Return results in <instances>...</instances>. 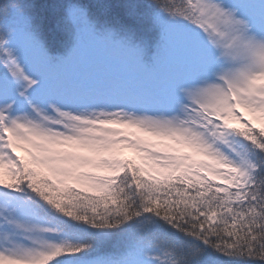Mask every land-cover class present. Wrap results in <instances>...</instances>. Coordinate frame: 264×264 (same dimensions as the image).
<instances>
[{
    "label": "snow or ice",
    "instance_id": "6c2138e0",
    "mask_svg": "<svg viewBox=\"0 0 264 264\" xmlns=\"http://www.w3.org/2000/svg\"><path fill=\"white\" fill-rule=\"evenodd\" d=\"M148 8L150 63L71 0L55 57L21 0L5 8L0 264H264V0ZM85 38L172 71L123 95L54 82Z\"/></svg>",
    "mask_w": 264,
    "mask_h": 264
},
{
    "label": "trees",
    "instance_id": "16d2710c",
    "mask_svg": "<svg viewBox=\"0 0 264 264\" xmlns=\"http://www.w3.org/2000/svg\"><path fill=\"white\" fill-rule=\"evenodd\" d=\"M21 2L25 4L28 14L33 18L38 35L49 53L54 57L66 55L74 43V29L64 26L65 7L69 0H21ZM71 2L87 9L89 18L96 24L97 29L113 28L120 36L130 37L131 43L143 45L146 48L145 61L151 62L155 45L160 37L159 28L154 26L148 15L151 11L148 4L152 0H71ZM10 3L11 0H0V23L3 22L4 10ZM132 4L137 5L139 15H129V6ZM90 49L93 50L90 52ZM96 52L110 58L130 60L133 63L132 74L145 82L152 80L157 83L167 75L165 69L167 70L166 66L169 63L162 62L146 69L134 63L125 53L115 51L105 43L87 38L81 52L56 69L65 70L61 74L62 77L66 76L63 80H67L70 85L77 84L78 79L71 74L72 65L85 59L86 54L93 55ZM110 250L111 246L105 248V251Z\"/></svg>",
    "mask_w": 264,
    "mask_h": 264
},
{
    "label": "rangeland",
    "instance_id": "374dc122",
    "mask_svg": "<svg viewBox=\"0 0 264 264\" xmlns=\"http://www.w3.org/2000/svg\"><path fill=\"white\" fill-rule=\"evenodd\" d=\"M92 50L90 49V52ZM89 54H86L85 59L79 60L71 67L73 72L71 74L79 76V84L76 88L112 95H123L146 91L150 89L149 84H154L152 80L146 85L135 79L131 74L133 63L130 60L110 58L98 52L93 53V55ZM171 71L172 67L168 65L167 73L170 74ZM52 72L54 82H60L56 77L55 69Z\"/></svg>",
    "mask_w": 264,
    "mask_h": 264
}]
</instances>
